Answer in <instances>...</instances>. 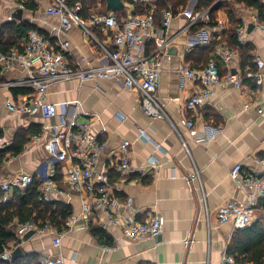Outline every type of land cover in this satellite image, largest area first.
Masks as SVG:
<instances>
[{
	"label": "crops",
	"instance_id": "crops-1",
	"mask_svg": "<svg viewBox=\"0 0 264 264\" xmlns=\"http://www.w3.org/2000/svg\"><path fill=\"white\" fill-rule=\"evenodd\" d=\"M36 10L20 9L15 2H0V24L27 22L54 40L55 45L69 42V62L73 69L86 66L85 58L93 67L107 63L106 55L89 38L84 30L76 27L69 32H53L60 27L58 17L48 16L46 11L53 0H33ZM225 1V0H222ZM220 1V2H222ZM200 0H189L185 9L195 12ZM231 2L215 14H210L209 22H199L205 26L188 30L189 21L179 13L175 15L172 27L167 32L164 18L155 27L158 33L169 41V59L164 60L160 89L157 95L165 107L166 119L146 116L141 105V93L124 87L119 80H93L81 84L78 80L56 83L47 90L48 103L56 107L52 124L70 120L75 115V103L80 101L83 110L92 121L94 133L106 143L98 172H107L111 181L119 180L117 165L120 162V147L130 141V157L134 167L145 169L150 159L158 168L148 176L135 177L134 182L122 184L117 191L122 201L132 199L125 206L122 215L138 221L147 220L158 214L164 231L158 239L131 241L125 238L120 227H103L105 214L82 216V198L78 194L55 195L51 203L69 206L77 217L67 234L63 236L59 248L53 246V236L46 232L33 235L28 241L19 240L14 251L21 248L24 254L39 255L41 264L50 258H63L65 264H224L227 248L236 235L233 224H220L219 209L231 200L244 202L245 190L231 177L236 165H241L243 174L261 172L260 159L264 155V67L259 69L256 59L264 62V33L252 23L256 12L245 6ZM121 19L125 20L133 9L124 3ZM184 9V10H185ZM157 11V5L156 10ZM232 13V17L230 13ZM251 25L254 26L250 30ZM244 29V44L250 45L249 59L231 41V33L239 39ZM97 36L103 41L105 35L100 30ZM201 34V35H200ZM220 46H227L237 53L231 70L238 73L244 82L241 90L221 87L217 94L197 111L184 108L191 95L197 90V83L184 80L180 69L184 66L200 68L215 61L220 73H229V66L218 59L216 52ZM153 45L148 48L151 50ZM2 68V67H1ZM258 72L262 77L261 86L256 85L247 74ZM0 105L8 99L19 101L34 93V89L22 84L26 73L20 68L1 70ZM10 83H19L14 88L31 89L30 93L15 95ZM249 105L247 108L246 106ZM262 110L260 114L258 110ZM181 118H191L198 133L192 138L189 131L179 125ZM175 125V127L172 125ZM44 119L40 114L12 115L0 112V132L6 141L13 142L21 131L29 132L32 127L42 128ZM143 130L145 135H140ZM42 131V130H41ZM31 139V133L28 134ZM50 157L44 142L30 151L17 156L8 155L0 169V187L19 175H30L43 186L48 168H56L58 187L66 191V178L72 163L49 164ZM199 173L200 179L189 184L188 177ZM137 178V179H136ZM134 179V178H133ZM17 189V188H15ZM11 189L5 200L12 197ZM22 190V189H21ZM260 224L264 229V199L260 202L249 227ZM92 227H99L112 240L108 245L92 234ZM189 239V243L185 241ZM13 247V246H12ZM107 248H113L108 251ZM13 251V252H14ZM25 256V255H24Z\"/></svg>",
	"mask_w": 264,
	"mask_h": 264
},
{
	"label": "built area",
	"instance_id": "built-area-1",
	"mask_svg": "<svg viewBox=\"0 0 264 264\" xmlns=\"http://www.w3.org/2000/svg\"><path fill=\"white\" fill-rule=\"evenodd\" d=\"M15 2L20 9H25L26 0H0ZM71 0H53L47 9L48 16L58 17L60 27L53 32H69L76 27L84 30V33L94 41L106 55L107 63L100 67H93L85 58L81 61L86 66L73 69L69 62L70 43L52 44L39 30L30 29L26 38L21 43L22 50H13L7 54H0V66L5 69L20 67L26 73L23 85L34 89V93L19 101L8 99L0 105V112L12 115L35 116L40 114L44 119L41 135H35L25 145V151L32 150L35 146L44 142V147L50 157L49 164L72 163L66 178L67 190H61L56 182L57 169L48 168L43 177V186L39 188L40 200L51 203L55 195L78 194L82 198V216L89 217L93 214L104 213L103 227L109 225L122 228L126 239L142 241L146 239H158L162 236L164 226L161 217L154 214L147 220L138 221L133 218H125L122 215L123 208L132 204V199L122 201L117 194L120 186L134 182L135 177L148 176L158 168L154 159H150L145 169H139L132 165L130 157V141H124L120 147V162L117 165L119 180L112 182L107 172H98L99 160L106 148V143L101 142L94 133L92 121L83 110L82 103L76 101L75 115L72 119L62 120L59 125L52 124L56 115V107L47 101L49 86L78 80L81 84L93 80H119L124 87L130 90H138L141 93V105L147 117L153 119H166L165 107L159 102L157 95L163 73L164 60L169 59V41L164 38L155 27L156 3L154 0H127L133 12L125 20H122L116 12L102 11L101 6L91 11L87 18H83L80 12L82 3L77 1L70 6ZM264 3V0H262ZM125 3V2H124ZM164 28L169 32L175 15L171 9L165 11ZM189 21L188 30H191L199 22L210 21V11L195 12L185 9L179 13ZM14 21L9 17V22ZM252 23L264 33V23L260 22L257 14L252 17ZM100 30L106 39L97 36ZM201 35V34H200ZM245 30L239 32V42L244 44ZM153 45L151 50L148 48ZM216 55L230 71L223 76L215 61L200 68L184 66L180 69L184 80L197 83L198 88L191 95L185 109L197 111L209 100L214 98L221 87H233L241 90L244 87L243 78L233 70L231 64L237 53L227 46H220ZM259 69L264 67V62L257 58ZM256 85L261 86L263 80L258 72L247 74ZM19 86V83H10L9 89ZM247 108L249 105L246 106ZM263 114L262 110H258ZM175 127V125L172 123ZM179 125L186 128L192 138L198 133L195 122L191 118H181ZM176 128V127H175ZM140 135H145L143 130ZM13 142L0 137V149L10 147ZM261 172H251L245 175L241 165H236L231 171L232 179L245 190L244 202L231 200L223 205L217 214L220 224L231 223L236 230H246L255 215L260 202L264 199V155L260 159ZM134 178V179H133ZM137 179V178H136ZM200 179L199 173L188 177L189 184ZM34 183L30 175H19L2 184L3 191L11 189H26ZM77 217L71 215L67 222V229L58 231L51 224L40 225L29 221L19 225L17 237L21 239L29 231L37 234L50 233L53 238V246L59 248L62 238L72 227ZM189 243V239L185 241ZM112 251L113 248H107ZM14 250H6L1 255V260L11 262ZM226 261L234 263L233 259L226 257ZM44 264H65L63 258H50Z\"/></svg>",
	"mask_w": 264,
	"mask_h": 264
},
{
	"label": "trees",
	"instance_id": "trees-1",
	"mask_svg": "<svg viewBox=\"0 0 264 264\" xmlns=\"http://www.w3.org/2000/svg\"><path fill=\"white\" fill-rule=\"evenodd\" d=\"M77 1L82 3L83 9L80 12L83 18H87L91 11H95L97 7L101 6V10L107 11V2L105 0H71L69 5L72 7ZM127 0H124V2ZM157 5V11L155 13V21L157 25H160L163 13L168 9H171L174 15H177L180 11L184 10L189 0H154ZM200 0L198 10H207L214 5L217 7L210 12L213 19L215 14L221 8L229 5L231 2L227 0ZM232 2L238 4H244L245 6L253 9L260 22L264 23V3L262 0H232ZM25 7L31 10H36L38 5L33 0H26ZM230 13V12H229ZM121 17V11L116 12ZM232 17V13H230ZM205 26L200 23L193 27V30H197L200 27ZM30 29H37L36 26L27 22H7L0 24V54H7L17 49L22 50L21 43L26 38L27 32ZM40 31V30H39ZM43 35V31H40ZM46 38L54 43L47 34ZM231 41L234 45L240 49L244 59H249V52L252 50L250 45H242L235 33H231ZM198 68V67H196ZM0 66V73H1ZM0 83L4 80L1 79ZM15 95L28 94L32 90L26 88H12ZM41 135V128L32 127L29 132H19L13 144L6 149H0V169L2 168L8 155L17 156L24 152L25 145L31 140L28 136ZM0 137H3V132H0ZM31 137V138H32ZM40 184L36 181L26 189H15L12 197L5 200L6 192L0 187V257L6 250H13L14 246L19 245L17 237V230L19 225L26 222L33 221L40 225L51 224L56 230L62 231L67 229V222L72 215L69 206L60 203H47L40 200ZM92 234L103 240L106 244L111 245L112 240L105 233V231L99 227H92ZM13 246V247H12ZM227 255L233 259L234 264H264V229L260 224L248 227L246 230H237L236 235L232 238L227 248ZM0 264H41L39 255L25 254L24 257L12 260L11 262L3 261L0 258Z\"/></svg>",
	"mask_w": 264,
	"mask_h": 264
},
{
	"label": "water",
	"instance_id": "water-1",
	"mask_svg": "<svg viewBox=\"0 0 264 264\" xmlns=\"http://www.w3.org/2000/svg\"><path fill=\"white\" fill-rule=\"evenodd\" d=\"M107 2V11L109 12H117V11H121L124 9V0H105ZM220 4V3H218ZM216 4L212 10H214L217 5ZM254 28L253 25H251L250 27V30H252ZM33 235H35V232L34 231H29L28 233H26L22 239L23 241H28ZM24 252L21 248H17L13 254H12V260H16V259H19V258H22L24 257ZM224 264H234L232 262H229V261H226Z\"/></svg>",
	"mask_w": 264,
	"mask_h": 264
},
{
	"label": "rangeland",
	"instance_id": "rangeland-1",
	"mask_svg": "<svg viewBox=\"0 0 264 264\" xmlns=\"http://www.w3.org/2000/svg\"><path fill=\"white\" fill-rule=\"evenodd\" d=\"M126 2V1H125Z\"/></svg>",
	"mask_w": 264,
	"mask_h": 264
}]
</instances>
